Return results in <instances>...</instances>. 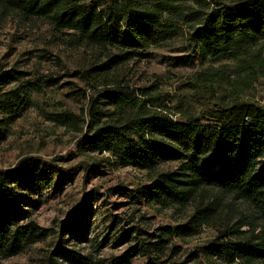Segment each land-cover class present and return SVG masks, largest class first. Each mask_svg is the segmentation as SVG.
<instances>
[{"label": "trees", "instance_id": "1", "mask_svg": "<svg viewBox=\"0 0 264 264\" xmlns=\"http://www.w3.org/2000/svg\"><path fill=\"white\" fill-rule=\"evenodd\" d=\"M0 7L14 11L24 21L47 22L55 32L74 36L79 44L117 52L86 72H75L95 85L85 119L80 120L86 131L77 139L76 152L109 154L119 168L147 172L151 184L140 195L148 204L183 207L199 193L215 190L254 209L264 228V107L236 100L207 102L198 114H185L174 121L165 113L168 108L161 98H149V89H133L111 78L135 57L147 58L140 50L171 40L179 25L186 24L191 29L187 55L169 59L172 66L189 67L197 60L213 65L225 61L231 63L229 70L235 76H244L240 83H252L264 72V0L232 4L218 0H0ZM223 74L224 70L211 72L208 68L197 75L191 88L198 92L201 85L209 91ZM26 76L19 71L0 73V115L5 121L22 116L31 107V93L41 88L27 82L2 92L3 87ZM45 83L53 86L57 81L47 78ZM49 119L75 131L79 120L69 111ZM63 159L45 162L26 157L13 168L0 170V253L4 259L44 242L52 232L32 221L28 209L35 207L34 195L52 187L57 190L78 175V167L56 165ZM171 163L176 164L175 171L159 170ZM121 190L115 189L123 195ZM196 211L184 226L160 229L154 242L146 235V242L128 247L110 264H131L140 256L146 258L144 264H178L163 259L169 239L191 236L209 222L201 215L212 212L209 208ZM128 238L125 231L115 242ZM219 241L203 247V255L225 264H264V233ZM57 250L56 256L87 264V259L72 250L62 246Z\"/></svg>", "mask_w": 264, "mask_h": 264}, {"label": "rangeland", "instance_id": "2", "mask_svg": "<svg viewBox=\"0 0 264 264\" xmlns=\"http://www.w3.org/2000/svg\"><path fill=\"white\" fill-rule=\"evenodd\" d=\"M188 27L181 24L171 40L151 45L146 51L140 50L147 58L135 57L111 78L122 80L133 89H149V98H161L168 108L165 113L174 121L185 114H198L207 102L236 100L264 107V72L252 83L242 84L244 76H235L229 70V62L213 65L197 60L189 67L171 65L169 59L187 55V39L191 33ZM74 39L69 33L55 32L47 22L24 21L14 11L0 7V73L19 71L27 75L21 82L3 87L2 92L15 90L27 82L41 87L31 93V107L22 116L5 121L0 115V170L13 168L26 157L41 158L45 162L64 158L56 165L62 169L78 167L79 170L76 177L63 182L57 190L52 187L33 197L36 204L28 212L32 221L52 231L49 237L14 257L4 259L0 253V264H79L66 256H56L59 246L78 253L87 259V264H110L128 247L146 242V235L154 242L155 236L162 233L160 229L184 226L198 208L212 211L201 214L206 215L209 222L191 236L169 239L164 260L178 264H225L216 257L207 258L202 248L215 239L226 242L263 235V222L256 211L230 195L206 190L183 207L148 204L140 195L143 188L151 184L152 177L147 172L119 168L109 154L76 152L77 139L86 131V125L80 120L85 119L86 106L95 85L75 72H86L117 52L79 44ZM261 44L264 45V41ZM208 68L211 72L224 70V74L217 78L218 85H213L209 91L200 85L196 92L191 85L197 75ZM47 78L57 83L46 84ZM66 111L79 118L76 131L49 119L52 114ZM84 168L90 172L86 174ZM176 169V164L171 163L159 170ZM118 188L123 195L115 191ZM125 231L129 232V238L115 242ZM130 239L133 241L129 242ZM145 261L146 258L140 256L131 264H144Z\"/></svg>", "mask_w": 264, "mask_h": 264}]
</instances>
